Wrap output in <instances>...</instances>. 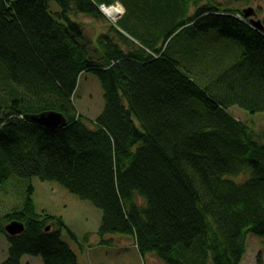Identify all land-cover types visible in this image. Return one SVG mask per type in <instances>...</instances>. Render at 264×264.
<instances>
[{
	"label": "trees",
	"instance_id": "1",
	"mask_svg": "<svg viewBox=\"0 0 264 264\" xmlns=\"http://www.w3.org/2000/svg\"><path fill=\"white\" fill-rule=\"evenodd\" d=\"M114 1L125 13L93 38L71 17L106 22L97 4ZM189 23L243 47L204 86L167 53L169 37ZM85 71L104 98L92 126L72 101ZM232 106L264 112V33L216 0H0V182L60 183L102 211L99 236L129 234L143 258L240 264L249 234L264 245V140ZM44 111L62 113L66 124L25 118ZM245 168L246 179L230 178ZM32 193L29 185L20 208L0 213L8 243L0 264H20L25 254L79 264L62 231L77 237L62 217L38 212ZM12 220L24 230L10 236ZM255 264H263L259 252Z\"/></svg>",
	"mask_w": 264,
	"mask_h": 264
},
{
	"label": "rangeland",
	"instance_id": "2",
	"mask_svg": "<svg viewBox=\"0 0 264 264\" xmlns=\"http://www.w3.org/2000/svg\"><path fill=\"white\" fill-rule=\"evenodd\" d=\"M205 1L207 2L203 0ZM216 3L233 9L238 17L243 18L245 17L241 10L251 6L257 12L256 18L264 19V0H216ZM49 7L52 12L58 9L53 1L49 2ZM237 10L241 14L237 13ZM71 17L82 24L86 34L91 38L105 32L110 24L106 18L105 22L94 21L81 14H72ZM168 41H170L167 46L168 55H172L171 57L179 63L180 70L199 86H204L218 72L238 60L243 51V47L236 40L221 36L214 29L198 31L191 23L175 30ZM72 101L77 112L84 117L85 123L92 126L104 105L102 89L95 74L90 71L80 74ZM229 112L237 119L246 122L251 130L264 140V112L250 113L238 106L230 107ZM249 173V169L245 168L243 172L232 175L230 178L240 182L246 179ZM29 185L33 186L32 198L36 210L62 217L77 237L78 241L72 239L66 230L62 231L63 240L68 242L74 250L79 264H161L152 253L146 254L143 258L137 251L133 237L129 234L99 236L97 231L102 211L90 201L79 198L53 180H40L36 176L22 178L12 175L0 182V213L2 215L20 208ZM87 244L90 247H87ZM246 246L240 264H255L258 252L261 253L264 264V245L261 238L255 234H249ZM7 254V240L3 234H0V263ZM20 261V264H43L39 255L25 254Z\"/></svg>",
	"mask_w": 264,
	"mask_h": 264
},
{
	"label": "water",
	"instance_id": "3",
	"mask_svg": "<svg viewBox=\"0 0 264 264\" xmlns=\"http://www.w3.org/2000/svg\"><path fill=\"white\" fill-rule=\"evenodd\" d=\"M242 15L248 19L250 25L255 27L261 33H264V23L261 19L256 18L257 14L253 7L248 6L241 10ZM25 118L33 123H37L45 128L56 129L66 124V118L62 113L56 111H44L37 114H28ZM49 227L46 228L48 230ZM24 230V224L17 220H12L4 226L6 234L13 236Z\"/></svg>",
	"mask_w": 264,
	"mask_h": 264
},
{
	"label": "bare ground",
	"instance_id": "4",
	"mask_svg": "<svg viewBox=\"0 0 264 264\" xmlns=\"http://www.w3.org/2000/svg\"><path fill=\"white\" fill-rule=\"evenodd\" d=\"M100 4H101V3L97 4L98 9H100ZM57 6H58V5H57ZM111 6H112V7H111V11H112V13L117 17V20H119V19L123 16V14L125 13V6H124V4L121 3V2H119V1H114V2H112V5H111ZM56 11H60V10H59V7H58V9L55 10V12H56ZM255 11H256V10H255ZM256 14H257V12H256ZM121 30H122V32L124 33V35H126V36H127L129 39H131L134 43H137V41L135 40V38L132 37L131 35H129V33H128L127 31H125L124 28L121 27ZM36 114H37V113H36ZM31 123H33V122H31ZM35 124H37V123H35ZM244 124L246 125L247 128L250 129L249 125H248L246 122H244Z\"/></svg>",
	"mask_w": 264,
	"mask_h": 264
},
{
	"label": "built area",
	"instance_id": "5",
	"mask_svg": "<svg viewBox=\"0 0 264 264\" xmlns=\"http://www.w3.org/2000/svg\"><path fill=\"white\" fill-rule=\"evenodd\" d=\"M111 5L112 4L107 5L105 3H101L100 4V10L105 15V17L108 19V21H110L111 23H116L117 17L112 13V11H111L112 6Z\"/></svg>",
	"mask_w": 264,
	"mask_h": 264
},
{
	"label": "clouds",
	"instance_id": "6",
	"mask_svg": "<svg viewBox=\"0 0 264 264\" xmlns=\"http://www.w3.org/2000/svg\"><path fill=\"white\" fill-rule=\"evenodd\" d=\"M112 4V3H111ZM108 5V4H107ZM110 5V4H109ZM101 12V11H100ZM102 13V12H101ZM103 14V13H102ZM104 15V14H103ZM104 17H105V15H104ZM106 18V17H105ZM107 19V18H106ZM108 20V19H107ZM110 22V21H109ZM117 22V21H116ZM111 23V22H110Z\"/></svg>",
	"mask_w": 264,
	"mask_h": 264
}]
</instances>
